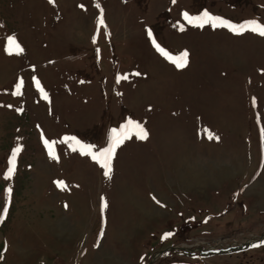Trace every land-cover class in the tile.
Returning <instances> with one entry per match:
<instances>
[{
	"label": "rangeland",
	"instance_id": "1",
	"mask_svg": "<svg viewBox=\"0 0 264 264\" xmlns=\"http://www.w3.org/2000/svg\"><path fill=\"white\" fill-rule=\"evenodd\" d=\"M205 13L264 26V0H0V264H264V36ZM130 121L109 180L80 145Z\"/></svg>",
	"mask_w": 264,
	"mask_h": 264
},
{
	"label": "snow or ice",
	"instance_id": "2",
	"mask_svg": "<svg viewBox=\"0 0 264 264\" xmlns=\"http://www.w3.org/2000/svg\"><path fill=\"white\" fill-rule=\"evenodd\" d=\"M49 2L52 3L53 0H49ZM185 17H186V19H188L189 23H192L194 25L201 26V27L204 24H208V23H211L213 25V27H216V26H219L222 24L226 27H229V29L231 31L235 32L236 34H241L246 30H251L253 32H257L261 36H264V26L258 25L255 22H250L248 24L236 27V26L228 25L226 22L219 20V18L211 17L207 13H205L204 16H202V17L191 18V17H187V14H185ZM102 23H103V20L101 19V24ZM180 30L181 31L184 30L183 26L180 27ZM149 35L151 36V33H149ZM153 44L157 48V50L160 51L162 54H164L170 60V62L173 63L178 69H183V68L187 67V65H188V53L187 52H184L183 54H181L178 57H171L167 53H164V50L161 49L160 46L158 44H156V42L154 40H153ZM9 45L11 46L8 49L9 55L13 54V48L15 49V54H17V55L23 51V49H21L19 47V45L16 43L15 38H11L9 40ZM134 75L139 76L140 73H134ZM122 79L126 80V79H128V77L124 76V77H122ZM117 82H119V80ZM22 83L23 82L21 81V84ZM15 94L16 95L20 94V85L17 86V92ZM44 98L48 99L46 94H45ZM128 129L134 130L135 135L137 136L138 139H140V140L148 139L149 133L143 127V125H141L139 123H133L130 121L129 124L125 126L124 130H121L120 132L113 130V135L111 137V143H110L109 148L100 152L99 155L93 154L91 152L90 147H88L87 151H84V148L86 146L80 145V154L81 155H90L94 161L99 163L100 166L104 169V176L109 180L112 178V171H113L112 160L114 158L116 148L119 147L120 145H122L124 143L125 139L130 138V133H129ZM211 138H212L211 135H209V139H211ZM216 139H219V138L217 137ZM67 140L75 141V138L74 137H66L65 141L67 142ZM75 143H76V145H79V141H75ZM44 144H45L46 148L49 149V152H48L49 157L51 159H57V157L54 155V153L51 150L50 142L47 140H44ZM16 151L19 152L20 149L18 148ZM72 151H77V148L75 146H73ZM14 169H15V154L13 155V158H12V168L9 170V173H8L9 178L11 177L12 173L14 172ZM56 183H57V186L61 188V190H64V188L67 187L66 185H64V182H62V181H58ZM107 206L108 205L105 202V203H103L102 208H107ZM6 211L7 210L5 209V214H6ZM0 222H2V219H0Z\"/></svg>",
	"mask_w": 264,
	"mask_h": 264
},
{
	"label": "water",
	"instance_id": "3",
	"mask_svg": "<svg viewBox=\"0 0 264 264\" xmlns=\"http://www.w3.org/2000/svg\"><path fill=\"white\" fill-rule=\"evenodd\" d=\"M252 246H253L252 244H247V245L241 246L240 248H238V249H236V250H233V252H235V251H240V250H242V249H244V248H248V247H252Z\"/></svg>",
	"mask_w": 264,
	"mask_h": 264
}]
</instances>
